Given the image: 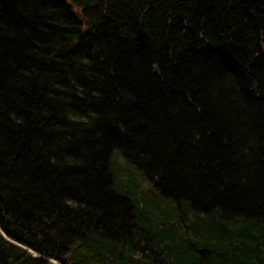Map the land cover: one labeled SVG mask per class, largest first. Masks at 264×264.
Here are the masks:
<instances>
[{"label": "trees", "instance_id": "trees-1", "mask_svg": "<svg viewBox=\"0 0 264 264\" xmlns=\"http://www.w3.org/2000/svg\"><path fill=\"white\" fill-rule=\"evenodd\" d=\"M51 261L264 264V0H0V264Z\"/></svg>", "mask_w": 264, "mask_h": 264}, {"label": "rangeland", "instance_id": "rangeland-1", "mask_svg": "<svg viewBox=\"0 0 264 264\" xmlns=\"http://www.w3.org/2000/svg\"><path fill=\"white\" fill-rule=\"evenodd\" d=\"M137 179H138L139 184L141 185V188H142L141 192H142V193H145V194H151V195L156 194V195H157V192H156L155 188H152V189H151V186H150L147 182H145V181L142 180L141 178H137ZM51 263H52V264H57V263L54 262V261H51Z\"/></svg>", "mask_w": 264, "mask_h": 264}]
</instances>
